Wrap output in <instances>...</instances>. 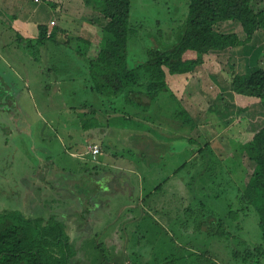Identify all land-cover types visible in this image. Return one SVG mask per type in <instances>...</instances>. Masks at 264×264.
Returning <instances> with one entry per match:
<instances>
[{
    "label": "rangeland",
    "instance_id": "obj_1",
    "mask_svg": "<svg viewBox=\"0 0 264 264\" xmlns=\"http://www.w3.org/2000/svg\"><path fill=\"white\" fill-rule=\"evenodd\" d=\"M189 2L132 0L130 24L135 33L129 38L128 61L143 63L151 53L176 45L186 26ZM53 3L57 18L62 10L67 18L70 8L65 1ZM254 9L264 10V2L254 3ZM88 11L85 22L83 19L69 26L72 20H65L64 26L73 33L74 25L80 36L88 33L95 49L101 32L91 24L93 11ZM225 30L244 37L237 23L227 25ZM73 36V40L70 35L68 40H57L64 41V46L48 41L46 50L76 48L79 38ZM2 41L10 48L0 49V95L5 96L4 86L11 79L24 91L18 98L21 125L0 106V213L65 219L74 249L72 264H264L258 216L240 207L239 196L253 164L238 141V135L244 138L246 133L264 127V106L251 105L248 110L259 106L241 119V103L229 96L235 73L264 69V30L229 62L228 56L218 60L219 72L200 68L202 77L192 80L187 76L169 77L173 97L163 96L162 103L149 113L132 112V125L128 120L123 122L136 130L141 121L146 128L154 119V128L165 122L166 134L156 133L163 141L158 146L153 144L157 139L152 135L148 137L154 142L137 140L131 132L111 136L93 129L92 124L112 123L118 116L110 115L106 121L100 115L98 104L102 103L95 102L100 98L90 89L94 84L86 57H75L78 71L68 72V79L80 80L59 86L57 80L65 79L64 72L53 69H57L58 58L50 55L47 60L39 41L20 39L15 29L0 19V45ZM19 45L27 51L17 57L24 60L21 66L8 56ZM10 62L16 64L17 73L9 74ZM25 81L30 89L23 86ZM59 89L66 95H58ZM45 91L50 93L51 102L45 101ZM112 103L108 101L107 106ZM225 103L230 105L226 109ZM183 110L193 119L184 134L180 132L185 127L180 126L182 118L178 120V112ZM136 119L139 122L135 123ZM95 145L102 151L97 157L90 156ZM48 156L59 169L49 171L53 176L47 182L41 166ZM191 210L196 214L192 216ZM86 211L89 215L83 218ZM89 219L90 225L86 222ZM202 219L199 230L196 226ZM217 228L225 235L207 233Z\"/></svg>",
    "mask_w": 264,
    "mask_h": 264
},
{
    "label": "trees",
    "instance_id": "obj_2",
    "mask_svg": "<svg viewBox=\"0 0 264 264\" xmlns=\"http://www.w3.org/2000/svg\"><path fill=\"white\" fill-rule=\"evenodd\" d=\"M256 2L264 0H190L181 40L167 50L151 53L147 61L131 67L128 44L135 33L130 24L132 0H84L85 6L93 11L91 24L99 27L101 35L95 49H92L94 39L88 33L78 37L77 54L89 61L96 94L102 101L113 102L110 107L106 104L108 112L129 117L132 112L149 113L162 103L163 96L173 97L169 77L187 76L192 80L202 77L200 68L210 73L219 72L218 60L228 56L229 62L232 55L239 54L264 30V10L256 11ZM234 23L239 25L244 37L225 30ZM51 37L47 38V31L40 29V43ZM229 87L230 98L241 103L242 112L253 104L264 106L263 68L235 73ZM229 106L225 103L223 108ZM9 109L6 104L4 111ZM178 116V120L182 118L180 126L193 122L185 110L178 112ZM240 137L238 141L246 148L244 154L253 164L252 174L239 196L240 207L241 211L251 210L257 214L264 241V127ZM191 212L192 216L196 214ZM202 226L203 219L196 228L201 230ZM66 227H70L68 222L57 216L30 219L20 213H0V264H72L74 249ZM212 232L217 237L225 235L219 228L207 233ZM246 253L251 256L250 252Z\"/></svg>",
    "mask_w": 264,
    "mask_h": 264
},
{
    "label": "crops",
    "instance_id": "obj_3",
    "mask_svg": "<svg viewBox=\"0 0 264 264\" xmlns=\"http://www.w3.org/2000/svg\"><path fill=\"white\" fill-rule=\"evenodd\" d=\"M54 1L56 2L58 0H0V19H1V21H2V19L7 21L10 24V26L13 29H15V33L17 32L18 35L20 36V39H22V40H25V39L27 41L36 40V42L40 41V29L41 28H43V30L45 29L47 31V38L50 37V35H52V37L50 39L44 40L43 43H41V45L43 47H45L44 54L47 56V60H50V55L58 58L57 69L56 68H53V69L60 72V74L64 72V79L65 80L64 81L59 80V82L57 80V84L60 86V85L66 84L67 82H73V81L80 80V79H76V78H69L68 79V75H69L68 72L70 73V71H74L75 68H76V71H78V68H77L78 64L75 63V62H77V61H75V57H76V59L77 58L80 59V57L77 54V47L78 46L76 48L75 47L74 48H71V47L66 48L65 47L66 50H63L64 49V47H63V48H58L55 51H51L50 49L46 50L47 42L48 41H54L58 45L60 44V45L64 46L63 45L65 43L64 41L68 40L67 38L69 37V35H70L72 40L74 39L73 33L75 35H77L78 37H82V36H80L81 35L80 33L79 34L75 33L74 25L77 24V22H79V20H80V22H82L84 19V22H85V16L84 15H86V13L89 12L88 10L90 8L85 6L84 0H80V2H79V0H77V1L61 0V1H65L67 6L70 8V10L68 12L67 18L64 14L65 13L64 10H62V12L60 14L61 16L59 15V18H57V15H56L57 12L54 9V7H56L55 4L53 3ZM75 3H78L79 5H76ZM65 20H67V21L72 20V21H68V25L70 26V24H74L73 25V33H70L65 28L64 25L67 24V22ZM48 33H51V34L49 35ZM59 38L64 40L63 43L57 41V40H59ZM0 46H2V47H0V49L6 48V47H7V49L10 48V45L8 43H5L4 41H2ZM23 52H25L27 54V51L21 49L20 45L15 46L12 50H10V52L8 53V56L10 57V59L19 63V65L21 66V64H23L24 60L23 59L17 60V57H22ZM66 57H68V60L66 59ZM0 59H3V58L0 56ZM28 61L29 60H27L26 63ZM129 62L132 65V66L131 65L130 66L134 67L135 64H133L131 61H129ZM10 63L12 64V66L11 67L8 66V68L10 69L9 74L11 75V73H17L18 69L16 68V64L13 62H10ZM72 65H73V67H71ZM70 68H71V70H70ZM53 69H51V70H53ZM48 70H50V69H48ZM25 72L29 74L28 69H25ZM31 72L34 73L33 75H36L35 74L36 71L31 70ZM89 72H90V70H89ZM4 75H6V74H4ZM31 77L32 76H30V78ZM14 79L16 80V78H14ZM18 79L22 80L20 77H18ZM173 79H177V77L176 78L173 77ZM174 83H178V82H174ZM7 85L9 87L8 86L6 87V97L2 98L0 100V105L3 108V110L2 109L1 110L4 111L5 105L8 104L10 109L8 111H4V112L5 113L8 112V114L11 113V118L13 119V122L17 123V125H21V122L23 121V118H22L23 116H21V110H20V106H19L20 100H18V98L21 97L22 92L24 91V88L22 86L20 87L19 84L17 85V88H16L15 87L16 83L12 79H11V82ZM24 85L26 88L30 89V83L29 82L25 81L23 83V86ZM183 86L185 87V84ZM178 87H176L177 88L176 92H177V90H179ZM38 88H40V87H38ZM93 88H94L93 86L90 88L92 93L99 97V95L96 94V91ZM170 88L172 89V85H170ZM44 93H45V96L47 97V99L45 101L51 102V99H49L50 93L47 91H45ZM58 95L65 96L66 93H62V89H59ZM32 96H33V94H32V92H30L29 97L31 99H32ZM95 102L97 104L102 103V104H98L101 107V111H102V113H100V115L104 119L106 117V119H105L106 121L109 120L110 115L114 116V114H111L110 112H108L109 109L106 108V104H107L106 101H104V100L102 101L100 98V101H95ZM14 106H15V108L16 107L17 108L11 109V107H14ZM258 106L259 105H257L255 109H257ZM259 107H261L263 109L262 105ZM255 109H249L246 112L241 111L243 113V116H242L243 118H241V117L240 118L241 119L247 118L250 115L249 112H251L252 110H255ZM93 113H95V111H93ZM116 116H118V117H115V120L112 123H106V124H101V125H97V124L93 125L92 124L93 129L96 132L97 131H105V132H107L108 135H111V136H115V135L120 134V133L125 134V132H127V133L131 132L134 135V137H136L137 140H138V138H142V139H148L151 142L153 141V138L148 137V135H152V136H155V138L157 139L155 142L153 141L154 145L158 146V145L163 144V141H159L160 139H158L156 133L159 134V132H160V133L166 134V132H163L164 131L163 125H166L165 122H163V123L160 122L161 127H158V128L155 127L154 128V126H153V122H155V119H154V121H152V125H151V123H147L149 127L146 128L143 126L144 122L141 121V123H138V124H140V128H138V130H136V129H134L135 126L133 128V127H128V126L126 127L123 125V122H126V120H128V124L132 125V123H134V121L131 119V117L122 116V115H116ZM190 117H191V115H190ZM120 118H122V119H120ZM137 122H139V119H136L135 123H137ZM183 129L184 130H181L180 132L185 131L187 129V127L185 126ZM221 135H222V132L219 133L216 136V138L220 137ZM238 136L240 137L241 134ZM192 138L193 137H189V139H192ZM213 140L214 139H212V141ZM190 146L192 147L191 144H190ZM90 156H93V155L91 154ZM52 159H53L52 157L48 156L45 163H43V165L41 166V168L43 169V176L47 179V182L49 181V177L53 176V174H51V175L49 174V171L51 173H54L53 172L54 168L59 169V167L54 166L55 163H53L54 160H52ZM89 205H90V203H89ZM82 214H84V213H82ZM84 215H89V214L86 211V213ZM87 223L90 225V219L87 221ZM85 225L87 226V224H85Z\"/></svg>",
    "mask_w": 264,
    "mask_h": 264
},
{
    "label": "built area",
    "instance_id": "obj_4",
    "mask_svg": "<svg viewBox=\"0 0 264 264\" xmlns=\"http://www.w3.org/2000/svg\"><path fill=\"white\" fill-rule=\"evenodd\" d=\"M49 35L51 34V33H48ZM101 148H100V146H98V145H95L92 149H91V151H90V153L93 155V156H98V155H100L101 154Z\"/></svg>",
    "mask_w": 264,
    "mask_h": 264
}]
</instances>
